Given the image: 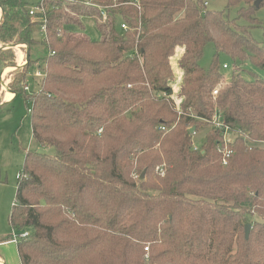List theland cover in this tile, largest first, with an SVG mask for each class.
<instances>
[{"label":"trees","instance_id":"16d2710c","mask_svg":"<svg viewBox=\"0 0 264 264\" xmlns=\"http://www.w3.org/2000/svg\"><path fill=\"white\" fill-rule=\"evenodd\" d=\"M69 1L53 4L42 38L27 3L0 0V46L47 49L40 60L29 52L9 83L13 100L31 105L32 142L54 151L27 150L17 177L8 222L29 234L15 244L20 264H264V79L246 70L264 71L249 33L264 0H226L236 19L204 0ZM82 18L100 40L79 37ZM221 55L233 65L228 83ZM0 63L14 65L12 49ZM216 112L245 136L225 166L219 131L201 121ZM191 129L204 130L196 150Z\"/></svg>","mask_w":264,"mask_h":264},{"label":"rangeland","instance_id":"374dc122","mask_svg":"<svg viewBox=\"0 0 264 264\" xmlns=\"http://www.w3.org/2000/svg\"><path fill=\"white\" fill-rule=\"evenodd\" d=\"M27 3L28 6H32L37 2V0H23ZM206 2V8L210 11H218L224 12V15L230 19L237 18V8L226 11V0H204ZM256 18L259 20L261 25L256 28H251L249 33L251 37L264 48V38L262 36V31L264 28V8L259 10L256 13ZM83 31L78 34L79 37H85L90 40L98 41L101 39V34L98 31L94 20L88 18H82L80 20ZM239 25L246 26L243 20H237ZM20 47V46H19ZM21 48V47H20ZM23 46V53L26 54L27 49ZM21 50V49H20ZM14 52V65L17 64V56L16 51ZM30 59H42L47 54V49L43 46L37 45L32 46L29 50ZM182 51L177 49L175 51V55L170 59V64L174 72L175 82L173 84V99L177 100L176 93L180 88L181 74L178 68V59L181 55ZM213 54V46L211 44L206 45L204 50V55L199 61V65L203 69H207L209 63L211 61V57ZM219 60L222 65H226L227 68L222 70V74L224 76V82L228 83L230 81L233 65L231 61L224 55L219 57ZM40 64V63H39ZM13 66H7L5 68H11V70L2 77V73L7 70L2 68L0 63V103L5 100V91L9 89V83L11 74L14 70ZM37 68V67H36ZM5 69V70H3ZM247 71H252L256 73L259 77L264 79V71L253 69L252 67L246 68ZM3 78V79H2ZM3 82H2V81ZM30 80H32L30 78ZM32 82V81H31ZM3 86L6 85L5 88ZM29 84V83H28ZM35 84L37 81L35 80ZM34 84V85H35ZM29 86V85H28ZM36 86V85H35ZM29 87V91L33 92V90L37 89L33 86V88ZM6 89V90H5ZM10 90V89H9ZM9 92V91H8ZM10 93V92H9ZM13 97V94H12ZM31 107L30 103H24L21 97H17L13 102L9 101L6 105L0 108V238L5 237L7 235L16 234L14 230L9 225V217L12 209V205L15 202V194L17 187V176L19 175L25 157V152L27 150L36 151L39 153L52 155L54 153L52 148H47L44 146H40L36 143L32 142L31 138V125H30V116L28 115L27 110ZM192 140L196 146H200L204 140V130L197 131V133H192ZM0 257L4 260L6 264H13L16 259V264H20L15 244L5 245L0 249ZM18 262V263H17Z\"/></svg>","mask_w":264,"mask_h":264},{"label":"built area","instance_id":"2783aa9c","mask_svg":"<svg viewBox=\"0 0 264 264\" xmlns=\"http://www.w3.org/2000/svg\"><path fill=\"white\" fill-rule=\"evenodd\" d=\"M57 2H70V3H72V1H69V0H37V2H35V4L27 7V12H28V16L30 18V22L33 24L34 23L39 24V32H40V35L42 38H46L47 14H48V12H50L54 9L53 4H55ZM86 7L91 8V9H95V10H99L102 18H104V19L107 18V15H105L103 10L101 8H99L98 6L91 4V3H87ZM120 27L124 31L127 30V27L124 24H122ZM19 49L22 50V47ZM13 50H16V48ZM24 61L25 60L22 58L20 65H23L25 63ZM226 68H227V66L223 65V69H226ZM34 76L35 77H41L42 74L39 70H37L34 73ZM25 90L29 91V88L25 87ZM212 96H213V98H216L217 91H213ZM174 103H175V105H178L179 100L178 99L174 100ZM201 121L209 124L215 130L219 131L221 137H220V141H219L218 146H217V150L221 155V160H220L221 165H223V166L227 165L229 158L233 154V151L230 148V146L234 142V138L237 136L236 134H240V136H244V135H242L239 131L238 132L232 131L229 128V126L224 124V122L222 121L221 115L218 114L217 112L214 114V116L211 120H201ZM161 130H164V128H162ZM244 138H245V136H244ZM193 149L194 150L197 149V146L195 144L193 145ZM28 235L29 234L27 231L21 232L19 234L14 233V234H12V238L8 243L16 244L19 240H25L28 237Z\"/></svg>","mask_w":264,"mask_h":264},{"label":"water","instance_id":"95a60500","mask_svg":"<svg viewBox=\"0 0 264 264\" xmlns=\"http://www.w3.org/2000/svg\"><path fill=\"white\" fill-rule=\"evenodd\" d=\"M258 5H259V1H256L255 2V7H258ZM2 14H3V10L0 8V18L2 17ZM19 45H25V44H9V45H6L3 48L0 46V49H12L13 50V49H15V47H17ZM25 47H26L25 49H27L26 54H25V63L23 65H16V66H14L13 67L14 70L22 69L24 67V65L28 62V59H29V49H28L27 45H25ZM0 78H1V73H0ZM3 85L4 84H2V86ZM5 87H6V85H5ZM7 91H9L10 93H12L15 96V94L12 91H10L9 89ZM7 103L8 102H2V103H0V108L3 107L4 105H6ZM193 132H194V129H191L190 130V134H192ZM143 175H144V173L141 174V178H143ZM249 230H250V226L249 225H246L245 226V238L246 239L248 238Z\"/></svg>","mask_w":264,"mask_h":264},{"label":"bare ground","instance_id":"6f19581e","mask_svg":"<svg viewBox=\"0 0 264 264\" xmlns=\"http://www.w3.org/2000/svg\"><path fill=\"white\" fill-rule=\"evenodd\" d=\"M16 48V54L15 55H17V61L19 62V61H21V57H22V55H21V50L19 49L20 47L19 46H17V47H15ZM11 70V68H9V69H7V70H5L3 73H2V77H4L9 71ZM3 88H5V86H3ZM6 90V89H5ZM14 96V95H13ZM12 98V93H9L7 90L5 91V99L6 100H9V99H11ZM0 264H1V262H0Z\"/></svg>","mask_w":264,"mask_h":264},{"label":"crops","instance_id":"0c3cea01","mask_svg":"<svg viewBox=\"0 0 264 264\" xmlns=\"http://www.w3.org/2000/svg\"><path fill=\"white\" fill-rule=\"evenodd\" d=\"M23 1V0H22ZM24 2V1H23ZM20 47H22L23 48V46H25V45H19ZM16 51V50H15ZM23 51L24 50H21V55H22V57H21V59L23 58L24 60H25V53H23ZM17 56V55H16ZM25 62V61H24ZM17 64H19V62H17ZM20 65V64H19ZM14 96L11 98V99H9V100H4V102H9V101H11V102H13L14 100ZM8 244H13V243H2V244H0V249L2 248V247H4L5 245H8ZM15 247H16V245H15ZM17 252V251H16ZM13 260H14V263L13 264H16V259L15 258H12ZM0 262H1V264H6L5 262H4V260L0 257ZM18 263V262H17Z\"/></svg>","mask_w":264,"mask_h":264}]
</instances>
